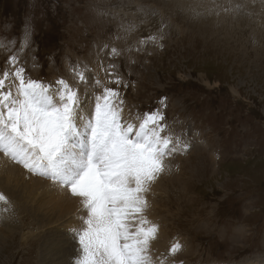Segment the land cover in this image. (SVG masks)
<instances>
[{"label":"rangeland","instance_id":"374dc122","mask_svg":"<svg viewBox=\"0 0 264 264\" xmlns=\"http://www.w3.org/2000/svg\"><path fill=\"white\" fill-rule=\"evenodd\" d=\"M233 2L0 0V65L25 31L21 59L45 82L94 65L108 44L122 50L113 62L131 85L123 95L133 113L166 98L167 121L191 148L154 185L148 216L162 233L156 248L179 241L183 264H264V4L255 0L250 15L218 7L246 0ZM145 34L163 35V46L126 50ZM9 198L14 225L0 229V264H70L81 206Z\"/></svg>","mask_w":264,"mask_h":264},{"label":"snow or ice","instance_id":"6c2138e0","mask_svg":"<svg viewBox=\"0 0 264 264\" xmlns=\"http://www.w3.org/2000/svg\"><path fill=\"white\" fill-rule=\"evenodd\" d=\"M253 3L218 7L245 14ZM29 39L25 31L0 65V153L80 199L70 264H183L176 259L179 241L164 252L156 248L161 230L148 216L154 185L171 159L191 148L168 123L166 98L157 108L133 113L123 95L131 85L113 62L122 50L108 44L94 65H74L70 79H33L20 56ZM162 40L145 34L126 50L162 47ZM0 201L9 203L4 193Z\"/></svg>","mask_w":264,"mask_h":264},{"label":"bare ground","instance_id":"6f19581e","mask_svg":"<svg viewBox=\"0 0 264 264\" xmlns=\"http://www.w3.org/2000/svg\"><path fill=\"white\" fill-rule=\"evenodd\" d=\"M192 1H194V3H195L196 0H192ZM230 1L236 2L237 0H230ZM90 111H91V109L89 107L88 112L90 113ZM183 158H184V156H183ZM175 159H176V157L172 158L170 164ZM170 164H169V169L171 168ZM178 172H179L178 173V175H179L178 179L180 178L181 180H183L184 179L183 177H185V175L187 173L186 169L185 168L181 169ZM180 175H182V176L180 177ZM33 176L29 175V173H27L26 170L23 169L20 165L12 162L10 159L6 158L2 153H0V193H7L8 194L7 198L9 200V203H13L12 199L10 201L9 197H11L13 199L18 198L20 201H23L25 203H28V201H30L33 204L38 203V205H40L41 209H43V207L45 205L48 206V205L52 204L51 202H54V201L57 203L56 207H58L59 203H66L67 205H69V207L73 206L74 203H76V204H79V206H81V208H82V205H80V204H82V203H80V199L72 197L71 195H69V193L67 191L55 186L51 180L45 179L43 177H41V179H39V180H35ZM172 176H174V174H172ZM36 178H37V176H36ZM174 178H175V176H174ZM160 182H162V181H160ZM156 185H158V183H156ZM150 195L151 196L149 198H152L153 195L152 194H150ZM47 198H49V200ZM9 203L6 205V204H4V202L0 201V225L2 224V227H0V229L5 228V233L6 232L9 233L10 230H13L12 228L14 225V223H12V221H11V217L8 215V213L10 212L8 208H10V205H11V204L9 205ZM44 208H46V207H44ZM62 210L64 211V209H62ZM57 211L59 212V210H57ZM72 212L73 211H71V213ZM60 213H61V211H60ZM65 215L66 214H64V216ZM153 221L157 222L156 220H153ZM45 223H47V222H45ZM10 232H12V231H10ZM52 232H53V230H52ZM159 248H161V247H159ZM63 249H64V247H63Z\"/></svg>","mask_w":264,"mask_h":264}]
</instances>
